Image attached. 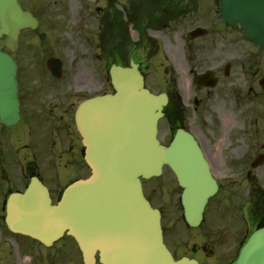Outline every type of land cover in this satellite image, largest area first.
I'll list each match as a JSON object with an SVG mask.
<instances>
[{
  "label": "water",
  "instance_id": "95a60500",
  "mask_svg": "<svg viewBox=\"0 0 264 264\" xmlns=\"http://www.w3.org/2000/svg\"><path fill=\"white\" fill-rule=\"evenodd\" d=\"M221 15L230 25L240 23L246 38L264 45V0H221ZM38 24L19 0H0V36L7 37L11 52L17 51L22 32ZM61 66L54 58L48 62L58 77ZM110 73L115 93L83 102L76 114L91 177L68 186L57 205L32 177L24 194L10 196L7 226L46 245L67 231L88 264L96 252L102 264H197L175 261L166 248L160 213L145 198L141 178L159 176L168 165L184 188L190 226L200 224L218 184L193 137L180 133L170 148L160 144L158 121L165 101L144 87L138 66L113 65ZM17 74L16 61L0 49V119L7 126L20 119ZM236 264H264V227L252 233Z\"/></svg>",
  "mask_w": 264,
  "mask_h": 264
},
{
  "label": "flooded vegetation",
  "instance_id": "af4514ba",
  "mask_svg": "<svg viewBox=\"0 0 264 264\" xmlns=\"http://www.w3.org/2000/svg\"><path fill=\"white\" fill-rule=\"evenodd\" d=\"M203 1L205 2V0H150L151 4L156 7L153 10V6L151 7L152 16L147 31H164L172 26L176 39L181 38L182 40L181 46H176L177 56L172 53V47L168 49L174 58L172 61L168 59L164 48L158 44V50L167 59L160 61V70L155 84L158 86L157 93L166 94L168 97L164 118L160 124L159 138L162 144L169 146L179 130L189 132L202 148L214 177L220 183L219 192L223 190V180L228 178L229 164L243 182H248V187L244 193H231V196L223 198L225 203L222 202L220 205L227 209L223 231L201 242L181 240L178 237L173 240L169 238L168 231L173 232L174 230H172L170 221L168 222L169 217L166 218V212L167 210L171 213L175 212V223L181 225L183 209L181 205L182 188L168 167L164 169L163 176L168 175V195H173V199L162 204L159 209L163 219L165 243L176 259L189 257L200 264H235L239 251L249 235L257 228L264 226V189L258 182H254V179L257 180L259 177L260 167L253 169L248 167L258 155H264V63L257 60L263 54L264 49L261 46H255V56H258H254L253 64L252 59L246 60L242 56L232 61H227L225 58L216 59L215 63L211 61L213 64L208 65L209 60L202 58L208 48L206 41L209 37L211 38L212 32H223L225 28L222 26L227 28V25L220 19V21L213 22L211 15H201L202 21L197 27L204 28L202 36L186 38L184 35L181 37L180 34L183 21L194 18L193 14L196 11L202 12ZM215 2L219 3V0ZM162 20L165 23L160 26L159 21ZM212 23L220 25L221 28L212 30ZM145 41L149 43L154 39L145 34ZM148 50L146 46L141 58L127 55L122 59L126 64L134 58L140 64V70L145 74L146 82L150 83L148 80L150 65L144 57L149 53ZM19 73H21V67ZM55 86L59 87L57 83ZM19 89L22 120L14 127L22 124L30 132L31 124L32 132L33 124L30 121L32 113H29L34 106L44 120L51 123L52 137H56L57 133L61 137L60 133L64 131V141L70 148L75 146L76 139L75 135H72V129L75 128L74 113L77 100L68 104L66 97H56L50 100L40 95L32 96L28 92L27 82H22L21 77ZM246 95L249 97L254 95L257 106L252 119L255 127L253 155H249V151L244 149V135L240 130L239 118L235 119L234 115L229 119L230 113L222 108H219L221 113L218 111L216 113V116L220 117L219 120L211 118V106L225 107L232 101L233 105L237 104L238 108H241ZM29 97L34 99V104L28 103ZM209 101H211L210 109ZM11 129L0 124V243L3 245L4 237L6 240L10 239L5 240L3 247V251L5 250L11 258L10 264H85L77 242L71 237L65 236L66 242L62 241L64 240L62 238L47 247L30 237L13 235L6 231L5 212L8 196L13 192H23L26 189L32 174L37 172L35 163L37 150L42 152V148L38 149L30 137L28 141H25L24 137L21 140L22 144L16 149L14 147L17 141L13 140L12 144H6L7 140L4 139L3 142L5 133ZM26 130L24 132H27ZM22 135L27 136V134ZM53 139V142L60 144L58 137L56 140ZM79 141V153L81 154L80 137ZM79 173L74 179L80 177ZM60 189L62 192L63 188ZM146 194L150 199L148 192ZM51 195H53L52 192ZM67 247L72 248V254L66 250ZM42 249L47 252L51 251L36 259ZM94 264H100L98 255H96Z\"/></svg>",
  "mask_w": 264,
  "mask_h": 264
},
{
  "label": "rangeland",
  "instance_id": "374dc122",
  "mask_svg": "<svg viewBox=\"0 0 264 264\" xmlns=\"http://www.w3.org/2000/svg\"><path fill=\"white\" fill-rule=\"evenodd\" d=\"M27 9L32 11L38 16L40 20V26L35 31H25L21 36L20 46L18 51L13 54L15 58L21 63V81L27 82L30 95L37 97L58 96L62 97L69 93L67 98L71 101H75L82 98L81 95L91 96L105 90L109 91V77L108 68L111 60L119 59L127 56V47L130 44H136L141 39L139 32L145 30V20L147 15H134L131 19L128 15L127 7L133 5H143L142 0H20ZM135 1V2H134ZM130 5H129V4ZM142 3V4H140ZM129 5V6H128ZM100 7V10H97ZM140 9L142 6L133 7ZM120 12V15L115 14L114 10ZM139 11V10H138ZM194 18L183 21V26L180 29L181 37L183 35L188 38L189 32L193 30V27H197L202 21L201 15H211L212 20L216 21V9L214 0L203 1V8L201 11H196ZM118 18V20H116ZM109 21V22H108ZM110 21L113 23L111 24ZM134 23H137L134 25ZM165 23L164 20L159 22L162 26ZM115 26L118 24V27ZM138 27V28H137ZM224 27L223 32H212L211 38L206 41L208 48L203 55V59L209 60L208 65H212L214 60L225 58L227 61L239 59L244 56L247 60L252 59L254 62V56L256 50L245 40L241 32L237 28ZM141 30H140V29ZM212 30L221 28L218 24H211ZM144 32V31H143ZM152 37L156 40L147 43L149 48L147 58L148 60L154 55L153 62L150 64V73L148 80L149 85L152 86V90L156 91L158 86L157 76L160 70V61H163L161 52L158 50V44L164 48L165 54L168 55L170 61L174 58L168 52V49L172 47V53L177 56L176 46H181V38L176 39L173 27L165 29L164 31H152L150 32ZM144 39V38H142ZM128 40V41H127ZM127 41V42H126ZM128 44L125 49L120 51L115 49V44ZM143 40H141V43ZM5 37H0V47L5 49L4 46ZM140 43V42H139ZM138 43V44H139ZM136 44V45H138ZM138 45L139 50L136 51L137 46H133L131 53L134 56L141 57V51L143 48ZM175 49V50H174ZM135 52L137 54H135ZM221 52V54H220ZM256 55L255 57H257ZM55 57L63 61L64 63V75L66 78L63 82H60L62 86L56 87L50 80L49 74L43 69V65L46 68V62L49 58ZM167 59V58H164ZM264 52L257 60L264 63ZM213 61V63L211 62ZM47 70V68H46ZM236 70V66H235ZM69 90V91H68ZM223 97V95H222ZM226 97V96H225ZM56 98V97H54ZM79 99V100H80ZM227 99V97H226ZM230 101V100H229ZM29 104H34V99L29 97ZM210 103L208 107L210 109ZM211 118L213 120H219V116L216 113H221L222 108L225 112L230 113L228 118L231 119L234 116L235 119H240V130L244 135V149L249 151V155H253L252 147L255 127L253 123L254 110L257 107L254 100V95L250 97L246 95L242 107L238 108L237 104L233 105L230 101V105L225 107L211 106ZM37 108L34 106L30 110L32 113L30 121V132H24V128H17L15 131H7L4 139L7 140L6 144L15 143L16 147H19L24 139L28 141L29 137L36 143L38 149L42 148V152L37 150L36 162L40 167V171L44 177L45 183L49 186L53 193L54 200L59 198L61 194V186L68 182L70 179L76 176L77 173L88 174L89 169L84 165L81 160L82 154L79 153V137L72 129V135H75V146L68 148L66 141H64V131L61 132V137H52L51 123L46 122L37 112ZM210 111V110H209ZM71 117V112H70ZM243 120V123H242ZM231 123V120L229 121ZM242 123V124H241ZM161 124V123H160ZM21 126V125H20ZM21 129V131H19ZM22 134H27L24 136ZM30 134V136H28ZM4 135V134H2ZM69 136V133H68ZM58 137L60 144L54 142L58 146H53V138L55 140ZM77 137V138H76ZM263 138V137H262ZM263 140V139H262ZM262 140H260L262 142ZM57 141V142H58ZM251 152V153H250ZM37 166V167H38ZM38 167V169H39ZM227 173V179L222 193L218 194L212 201L206 212V218L203 225L194 230H189L185 225L175 223V212L171 213L169 210L166 212V218L169 217L172 226V231H168L170 240L174 238H180L181 240H191L194 242L205 241L207 238L218 235L223 231V224L225 222L227 209L220 204L225 196H231V193H244L248 187V182L241 180L237 172H234L229 164ZM84 170V171H83ZM83 171V172H82ZM259 177L254 182H258L264 189V165L259 168ZM79 173V174H80ZM168 175L162 176L160 179H152L145 183L146 190L150 199L157 207H161L165 202L171 201L173 195H168ZM169 212V214H168ZM231 218V217H229ZM220 221V222H219ZM5 236V235H4ZM5 237L0 243V264H10L9 255L3 251ZM10 239L6 240L9 241ZM66 242L64 238L62 240ZM1 242V235H0ZM41 250V249H40ZM66 250L72 254V248L67 247ZM48 252L42 249L39 252L38 257L45 256Z\"/></svg>",
  "mask_w": 264,
  "mask_h": 264
}]
</instances>
